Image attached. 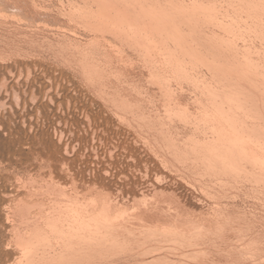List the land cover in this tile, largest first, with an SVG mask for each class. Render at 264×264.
Wrapping results in <instances>:
<instances>
[{
	"label": "bare ground",
	"instance_id": "6f19581e",
	"mask_svg": "<svg viewBox=\"0 0 264 264\" xmlns=\"http://www.w3.org/2000/svg\"><path fill=\"white\" fill-rule=\"evenodd\" d=\"M231 229L263 238L264 0H0V264H180ZM246 242L218 252L264 264Z\"/></svg>",
	"mask_w": 264,
	"mask_h": 264
},
{
	"label": "rangeland",
	"instance_id": "374dc122",
	"mask_svg": "<svg viewBox=\"0 0 264 264\" xmlns=\"http://www.w3.org/2000/svg\"><path fill=\"white\" fill-rule=\"evenodd\" d=\"M236 193H237V192H236ZM236 193L234 194V197H233L232 199H233V201H236V203L239 201L238 203H240V204L237 203V206H238V205L241 206V204H243V207H244V204L246 203V204H245L246 207H244V209H243L242 206H241L240 208H238L239 206L237 207L238 210L240 209V211H242V212H244V213H245V212L248 213L249 210H247V208H248V209H253V206H252L251 204H254V203L256 204V203L259 202L258 199H256V197H255V199H252V198H254V196H252L251 194H250V196H249V194L247 195V196H249V197H247V196L242 197V196L245 195V194H243L242 192H241V193L238 192L239 194L237 193V194H238V196H237ZM246 194H247V193H246ZM239 196H240L241 198H244V199L247 197L246 199H247V202H248V203L246 202V199H245V202L243 203L242 201H243L244 199L242 200ZM236 197H237V198H236ZM234 198H235V200H234ZM252 200H253V202H252ZM256 200H257V201H256ZM240 201H241L242 203H241ZM255 201H256V202H255ZM249 203H250V206L248 205ZM255 204H254V205H255ZM255 206H256V205H255ZM234 207H236V206L233 205V208H234ZM235 210H236V208H235ZM198 212H200V211H198ZM233 228H234V227H233ZM229 230H230V229H229ZM232 230H233V229H231V231H228V230H227V232H229L228 234H230V233L232 232L230 235H231L233 238H231V239H227V240L224 239V240H226V243H225V241H224L225 244H223V241H221L222 243L220 242V240H221V238H220V240H218V241H219L218 244H221V246L218 245V244H217V245L220 246V247H222V246L224 245V248H225V247H226V248L228 247L227 249H230V251H232V252H230L229 250H227L230 254L232 253V254L230 255V257H233L232 255H234L235 253H236V255H235L234 257H238L239 254H240L239 257H241V253H243V257H246L247 254H248L247 257H248V256L251 257L250 254H252V251H250V248H249L250 246L248 247V246L245 245V247H248L249 249H248V248H245V249H244V247H241V246H240L241 243L243 242V245H244V244L248 243V242H246V241H249L250 243L252 242V245H253V243L259 245L260 240H259V242H257V241L251 236L252 239H253V241H251V240H247V239H249L250 237H248V238L245 237V238H246V241H245L244 238H243L242 241L240 240L241 242H240V241H237L236 239H238V238L234 237L233 234L236 235V233L238 234L239 231L237 232L238 229L235 230V228H234L233 231L236 232V233H234ZM242 234H243V233H242ZM262 234H263V235H262L263 238L261 239V237H260L261 242H262V240L264 239V233H262ZM239 235H240V233H239L238 235H236V236L238 237ZM240 236H241V237H242V236L244 237L245 235H240ZM240 236H239V239H242V238H240ZM249 236H250V235H249ZM211 237H215V236H213V235L211 234ZM234 238H235V240H236V241H234L235 244H234V242H231V241L234 240ZM204 239H206V238H204ZM208 239H209V238H208ZM208 239H207V240H208ZM222 239H223V237H222ZM239 239H238V240H239ZM250 239H251V238H250ZM210 241H211V240L209 239L208 243L206 244L208 248H206V245H203L204 247H202V246L200 247V246L198 245V247H200L201 250H199V248H196L197 245H196V246H193V245H192L193 248L190 249L189 251L186 250V252H185V251H184V250H185L184 248H185L186 246L183 245V246H184V248H183L184 250H183V249H182L183 246L180 245V248H181L182 251L179 250L180 248H178V251H177L176 249L172 250L171 248H169V249H171V251H170V252L168 251V252H169V254H170L172 251H174V254H172L173 257H174V255H175V252H176V251H177V252L181 251V252L183 253V254H182L183 257H184L185 254H187V253L189 252L190 254H187V255H189L188 258H187V259L185 258L187 255L184 257L186 260L183 258L184 261H186L187 264H188V263H190V264H207V263H208V264H213V263H212V260H213V262H215V264H216V258H215V257H216V253H219V252L221 253V250H219V252H218V249H219L220 247H218V249L215 247V246H216V244H215L216 241H215V243H214L215 245H214V244H211V243H213V242H212V241L210 242ZM255 241H256V242H255ZM209 242H210V243H209ZM238 242H239L240 244H239ZM261 242H260V243H261ZM227 243H228V244H227ZM230 243H231V244H230ZM236 243H237V244H236ZM261 244H262L263 247H264V240H263V242H262ZM209 245H210L211 247H210ZM212 245L217 249V252H214L215 254H214V253H213V254H208V253H210V252H211V253L213 252L212 250H213L214 247H212ZM233 245H235V246H233ZM238 245H239V247H238ZM248 245H251V244H248ZM258 245H255V246L257 247ZM169 246H172V247H173V245H170V244H169ZM181 246H182V247H181ZM192 246H189V247H192ZM229 246H230V247H229ZM236 246H237V247H236ZM253 246H254V245H253ZM253 246H251V247H252L251 250H253ZM255 246H254V248H256ZM259 246H260V245H259ZM187 247H188V246H187ZM194 247H195V248H194ZM235 247H236V248H235ZM240 247H241V248H240ZM260 247H261V246H260ZM215 248H214V250H215ZM224 248L222 247L221 249H222V251H225V253H224V252H222L221 254L219 253V256L221 257L220 259L222 260V261H220V259H219L220 263L223 262V261L225 260L224 258H222L223 256H221L223 253H224V255H226V250H224ZM234 248L236 249L235 252L233 251ZM237 248H239L241 252L238 251ZM242 248H243V249H242ZM257 248H258V247H257ZM161 249H164V251L162 250L163 253H162V251H161V253H160V252H157V253H159L160 255L163 254V256L165 257V255H167V251H165V250H169V249H165V248H161ZM161 249H160V250H161ZM203 249H204V250L207 249L208 252H207V250L203 251ZM241 249H242L243 251H244V250H245V251L243 252ZM258 249H259V248H258ZM258 249H256V251H254V250H253V251H254V252H257ZM260 249L262 250V247H261ZM158 250H159V249H158ZM193 250H195L194 253H193ZM198 250H199V251H198ZM248 250H249L251 253H250ZM261 250H260V251H261ZM201 251H202V253H203L207 258H206L204 255H202ZM237 251H238L239 253H238ZM260 251H259V252H260ZM263 251H264V249H263ZM177 252H176V253H177ZM181 252H180V254H181ZM184 252H185V254H184ZM195 252H196V253H195ZM205 252H206V253H205ZM247 252H248V253H247ZM259 252H258V253H259ZM261 252H262V251H261ZM165 253H166V254H165ZM199 253H201V255L198 256ZM233 253H234V254H233ZM237 253H238V256H237ZM164 254H165V255H164ZM169 254H168V255H169ZM177 254H179V253H177ZM180 254H179V255H180ZM192 254H194V255H193V256H194V258H193L194 260L192 259V257H193V256H191ZM207 254H208V255H207ZM244 254H246V255H244ZM168 255H167V256H168ZM172 255L170 254V257H169V258H171ZM179 255H176L175 257H177V256H179ZM211 255H213V257H214L215 259H214V258L212 259V256H211ZM214 255H215V256H214ZM217 255H218V254H217ZM228 255H229V254L227 253V256H228ZM167 256H166V257H167ZM190 256H191V257H190ZM195 256H196V259H195ZM209 256H210V257H209ZM166 257H165V258H166ZM180 257H181V256H180ZM180 257H177V258H176L177 260H175V263H177V261H178V262L181 261L180 264L183 262V261H182L183 259H180ZM189 257H190V258H189ZM230 257H229V258H230ZM249 257H248V258H249ZM167 258H168V257H167ZM210 258H211V260H210ZM178 259H179V260H178ZM189 259H190V260H193V261H190ZM166 260H167V259H166ZM188 260H189V261H188ZM208 260H209V261H208ZM214 260H215V261H214ZM194 261H195V262H194ZM219 261H218V262H219ZM226 261H228V260H225V262H226ZM230 261H231V260H230ZM10 262H12V261H10ZM206 262H207V263H206ZM209 262H210V263H209ZM225 262H224V263H225ZM228 262H229V261H228ZM186 263L184 262V263H182V264H186ZM224 263H223V264H224ZM226 263H227V262H226ZM226 263H225V264H226ZM231 263H232V261H231ZM9 264H10V263H9ZM11 264H12V263H11ZM178 264H179V263H178ZM221 264H222V263H221ZM228 264H230V262H229Z\"/></svg>",
	"mask_w": 264,
	"mask_h": 264
}]
</instances>
